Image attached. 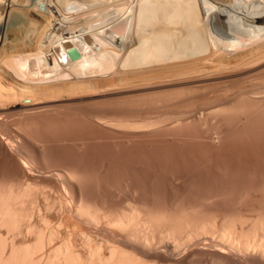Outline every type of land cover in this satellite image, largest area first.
<instances>
[{
	"label": "bare ground",
	"instance_id": "6f19581e",
	"mask_svg": "<svg viewBox=\"0 0 264 264\" xmlns=\"http://www.w3.org/2000/svg\"><path fill=\"white\" fill-rule=\"evenodd\" d=\"M185 83L203 97L180 110L153 113L147 106L172 100V86L163 88L169 99L151 91L150 101L144 92L145 114L141 100L128 107L114 96L112 106L129 109L106 107L109 95ZM74 99L85 105L78 104V115L65 109L76 106ZM78 126L80 143L78 135L63 137ZM104 131L107 138L199 141L206 150L242 141V133L263 142L264 0H0V264H264L258 164L260 172L249 161L245 169L233 168L238 161L217 165L205 150L215 164L206 166L195 159L199 147L180 148L186 154L178 160L196 157L177 164L165 146L156 151L162 158L167 151L175 164L161 163L166 159L151 147L159 161L145 162L140 149L147 159L130 164V149L128 164L118 147L126 161L120 153L118 165L100 166L106 160L94 156L100 168L91 169L80 155L93 145L91 133ZM54 141L80 155H50ZM106 173L119 178L106 182Z\"/></svg>",
	"mask_w": 264,
	"mask_h": 264
},
{
	"label": "rangeland",
	"instance_id": "374dc122",
	"mask_svg": "<svg viewBox=\"0 0 264 264\" xmlns=\"http://www.w3.org/2000/svg\"><path fill=\"white\" fill-rule=\"evenodd\" d=\"M202 83H203V82H202ZM202 83H201V84H202ZM204 83H205V81H204ZM204 83H203V84H204ZM208 83H209V82H206L205 84H208ZM185 84H186V85H185ZM185 84H183V86H182V84H178V85L175 84V86H174V84H172V85H170V87H168L169 85H168V86L155 87L156 89L153 88L154 90L151 89V90L143 91V92H141L142 94H141V93H140V94H139V93H130V95H128V94H123L124 96H123L122 94H118V95H109V96H106L105 99H106V102H108V101H110V100H111V101L108 103L109 105L106 104V105H107L106 107L110 106L111 104L113 105V102H114V101L112 102V100L114 99V98H113L114 96H115V97H116V96L118 97V98H115V100L117 99V101H115V102L118 103L119 100H120V101H123V105H124V103L127 104L129 101L136 102L135 104H134L133 102H132V103L130 102V103L133 104V105H137L138 102L141 100L139 103H142L141 106L145 108L146 105H147L146 102H150V101H152V100H154V99H159V98H160V97L156 98V96H161L162 98H160V100H163V99H164V98H163L164 96L167 97V98L169 99L168 96H170V95H168V94H171L170 99H171V97H172V100H170V101L168 100L167 102H166V101H165V102H159V103H157V104H155V105H147V106H148V107H149V106H150V107L154 106L155 109L153 110V113H161V112L168 111V110H170V111L180 110V109H182V105H183V104H184V105H183V106H184L183 108H185V107H187L188 104L191 103V102H189V101H195V99H196V101H197V99L200 98V96L203 97V96H202V95H203L202 92H196V89H197V88L194 87L195 84H194V85L191 84V83H185ZM205 84H204V85H205ZM191 85H192V86H191ZM171 86H172V89H173L172 91H174V92L169 91L170 93L168 92V94H167V96H166L165 93L168 91V89H169V90L171 89ZM189 86H191L192 88L189 87ZM174 87H175V88H174ZM239 87H240V86H239ZM158 88H160V89H158ZM163 88H164L165 90L167 89V91L164 92V89H163ZM174 89H175V90H174ZM177 89H179V90H177ZM162 90H163V91H162ZM180 90H181L182 92H181ZM151 91H156V92H153L152 94L157 93V94H155V98H154V99L152 98V97H154V96L151 94ZM157 91H160V93L157 92ZM161 91H162V92H161ZM179 91H180V92H179ZM144 92L147 93V94L150 92L149 95H150V94L152 95V96L150 97V99L147 97V96H149V95L145 94ZM163 92H164V94H163ZM171 92H172L173 94H172ZM131 94H132V95L134 94V95L131 96ZM135 94H139V95H135ZM144 94H145V95H144ZM201 94H202V95H201ZM140 95H141V98L139 97ZM142 95L144 96V98H143ZM120 96H121V97H120ZM126 96H127V97H126ZM137 96H138V97H137ZM109 97H111V98H109ZM119 97H120V98H119ZM122 97H123L124 99H123ZM128 97H129L130 99H131V98H132V99L130 100ZM135 97H137V98H135ZM146 97H147V99H146ZM108 98H109V99H108ZM112 98H113V99H112ZM125 98H127L128 100L126 99V101H125ZM151 98H152V99H151ZM100 99H101V101H100ZM103 99H104V98H99V99H98V98H97V99L95 98L94 100H99L100 102H97V103H101L102 101L105 102V99H104V100H103ZM107 99H108V101H107ZM118 99H119V100H118ZM133 99H134V100L137 99V101H136V100L134 101ZM142 99H143V100L145 99V100H144L145 102H144ZM148 99H149L150 101H149ZM165 99H166V98H165ZM75 100H76V101H75ZM73 102H74V103L76 102V104H74V105H76V106H73L72 108H65V109H67V110H68V109H69V110L72 109V112H75V114L78 115L80 110H79V108H78L77 106H78V104H79L80 101L77 100V99H74ZM115 102H114V103H115ZM126 102H127V103H126ZM188 102H189V103H188ZM81 103H82V102H81ZM81 103H80V104H81ZM92 103H94V104H93V105L90 104V108H91V109H93V107H91V106H94V108H95L96 106H99V105H96L97 103L94 102V101H93ZM116 103H115V104H116ZM130 103L127 104L128 107H129ZM186 103H188V104L186 105ZM80 104H79V105H80ZM82 104H83V103H82ZM82 104H81V106H82ZM118 104H120V102H119ZM143 104H146V105L143 106ZM148 104H149V103H148ZM95 105H96V106H95ZM100 105H101V104H100ZM112 105H111V108H112V107L114 108V107L117 106V105H115V106H112ZM123 105H122V106L119 105V107L117 106L118 109H119V110H121V109L124 110L127 106L125 105L126 107L124 108ZM133 105H132V106H133ZM139 105H140V104H139ZM81 106H79V107H81ZM83 106L85 107L84 104H83ZM102 106H103V104H102ZM102 106H101V107H102ZM120 106L123 107L124 109H123V108L120 109ZM180 106H181V107H180ZM84 107H83V108H80V109H84ZM103 107H105V106H103ZM130 107H131V106H130ZM133 107L135 108L136 106H133ZM133 107H132V108H133ZM139 107H140V106H139ZM148 107H147V108H148ZM178 107H180V109H179ZM73 108H75V111H73ZM77 108H78V109H77ZM99 108H100V107H99ZM109 108H110V107H109ZM111 108H110V110H112ZM134 108H133V109H134ZM137 108H138V106H137L135 109L137 110ZM144 108L142 109L143 112H141V113H143V114L148 113L149 110H147V108H145L146 111H147V112H146V111H144V110H145ZM65 109H62V111H63V110L65 111ZM76 109H77L78 111H77ZM95 109H96V108H95ZM95 109H93V110H95ZM103 109H105V108H103ZM103 109H102V110H103ZM128 109H129V108H128ZM128 109H125V111L128 110ZM133 109H132V110H133ZM135 109H134L133 111H136ZM139 109H141V108H139ZM139 109H138V110H139ZM152 109H153V108H152ZM97 110H98V108H97ZM105 110H109V109L106 108ZM110 110H109V111H110ZM114 110H117V109L114 108ZM122 110H121V111H122ZM132 110H131V111H132ZM60 111H61V110H60ZM60 111H59L58 113H60ZM131 111H130V112H131ZM133 111H132V112H133ZM139 111H141V110H139ZM139 111H138V112H139ZM70 112H71V110H70ZM132 112H131V113H132ZM144 112H145V113H144ZM149 112H150V111H149ZM151 112H152V111H151ZM168 112H169V111H168ZM63 113H64V114H67V113H65V112H63ZM68 113H69V112H68ZM127 113H129V111H128ZM64 114H63V115H64ZM69 114H71V113H69ZM69 114H68V115H69ZM72 114H73V113H72ZM75 114H73V115H75ZM38 115H39V119H42L41 121H43L44 118H41V117H40L41 114H37V115H35V116H38ZM53 115H54V114H53ZM60 115H62V114H59V116H60ZM63 115L60 116V117H63V118H64V117H67V115H66V116H63ZM56 116H58V115H56ZM36 118H38V117H36ZM39 119H38V120H39ZM40 123H41V122H40ZM40 123L38 122V124H40ZM41 125L43 126V124H41ZM42 126H41V128H42ZM39 128H40V127H39ZM55 129H56V128H55ZM75 129H76V133H78L77 130H80V127L78 126V127L75 128ZM75 129H74V133H73V131H72V133H70L69 136H65V135H64L63 137H64V138H67V137H70V136L73 134V135L70 137V138L72 139L74 136L76 137V136L78 135V136H77L78 138H77V137H76V139L73 138V139H75V142L77 143V140H78L79 138H82V136H81V137L79 136V134L81 135V133L76 134V133H75ZM94 129L96 130V129H98V128H94ZM238 129H240V128H237V127L234 128V130H237V131H238ZM242 129H243V127L241 128V132H243ZM52 130H54V129H52ZM52 130H50V131H52ZM59 130H61V129H57V130H56L59 134L56 135V136L54 135V136L57 137V138L60 137V131H59ZM232 130H233V129H232ZM56 131H55V132L52 131L53 134H55V133L57 134ZM92 131H94V130L92 129ZM98 131H99V130H98ZM98 131H97V132H98ZM230 131H231V130H230ZM230 131H229V132H230ZM237 131H235V132H237ZM42 132H43V130H42ZM44 132H45V131H44ZM68 132H70V131H68ZM94 132L96 133V131H94ZM104 132H105V133H104ZM104 132H101L102 134H104L103 136H105V134H107L106 131H104ZM241 132L238 131V133H240V134H241ZM99 133H100V131H99ZM99 133H98L97 135H94L93 133H91V139H90V136H89V139H90V140H92V139L94 138V140L89 141V142H91V145H92V143H93L92 146H90V145L88 146L89 148L92 147V148H90V152H89L90 155H89V154L87 155V153H88V151H89V148H88V147H87V148H88L87 150H86V149L83 150V151H84V155H83V154L80 155L79 153L76 152L74 146H73L72 148H74L75 151H73V149L71 148V145H70V144H68V146H67V145L64 146V145H62L61 143H59V142H55V141H54V143H52V144H54V145L56 144L55 147H54V145L52 146V144H50L51 146H50V145H49V146H50L51 148H52V147H53V148L51 149V148L48 146L47 150L49 149L50 151H49V152L47 151V152L50 153V155H52V154L56 151L52 156H54L55 154H56V156H60V154H61L62 156H65V155H66L67 157H69V156L72 157V156H73L74 158H77V157L80 155V156L82 157V158H80L81 160L78 158L80 162H81L82 160H83V161H82L83 164H85V163L87 162L86 165L89 164V167H90L91 169H92V166L96 165L95 168H93V169L96 170V169L100 168V167L97 168V166H99L98 163H99V160L101 161V158H102V160H106V162L111 161L110 159L113 158V160H112V161H113V164H112V162H111L110 164H109V163H106V162H104V163L102 162L103 164H100V166H102V165H104V164H107V167H108V166H113L115 163H116L115 165H118V164H117L118 161L114 163V159H116V158L118 159L120 153H121L120 157H122V158H123V156L127 155V156L124 157V158H126V160H127V157H128V156L132 155V153L135 154V155L133 154V157H131V156L128 157V158H130L131 161H129V159H128L127 162L129 161L130 164H131V162L134 161V160L137 161L138 164H140V163H139V160H137V158H140V157H142L143 159H147L146 157H148V160H145V162L147 161V162H150V163H151V161H154V159H156V158H153V157L155 156L156 153H153V152H152V155H151V152L149 153L148 150H150V149L152 148L150 151H155V152H157L156 150L158 149L159 152H160V150H166V149H163V148H165V147H167V150L169 149V153H170V155H172L171 157L174 156L173 158H171V159H173L172 161H173V162H176L177 164L180 162V164H181L183 159H182V160H178V159H181V155H182L183 153L186 154V153L184 152L185 149L188 148L189 151H187V150H185V151H186V152H190V148H193V150H194L193 153H196L195 150L197 151L196 148L199 147V148H198V152H200L199 154H201V155H203V156L200 157L201 155H198V152H197L196 154H197V156L199 157V158H198V157L195 158V159H198V160H199V161H197V162L200 163V161H201V164H202V163L205 162V160H206L207 158H213V156H214V158H213V159H214V162H213L212 159H210V160L208 159L209 162L206 160V161L208 162V163L206 162V166H207V164H208V165H209V164L212 165V164L215 163V162H217V165H220L221 163H224V164L226 163V165L228 166L229 164L231 165V163L233 164V163H235L236 161L239 162V160H240L239 163H241V164H239V163L237 162L238 164L235 163V165H234V164L232 165L233 168H235L236 165H237V166L240 165L239 167H244V169H245V166H244V165H245V163H247V161H249V163H247L248 165H247V164H246V165L249 167L250 170H252V167L255 166V167L253 168V169H255V170H254L255 172H256V170H257V172H260L261 169H262V170H261L262 172L264 171V170H263V169H264V166H263V165H264V145H263V144H264V139H262V138L260 139L258 135H257L258 138H259L260 140H262L263 142L258 141V142H259V143H258V142L253 138V139H254V140H253L254 143H253V142H252V138H250V139H251V140H250L249 137H247V139L250 140V141L252 142V143H251L250 141H248L247 139H245L246 137L244 138V136H247V135H245L246 133H242V136L244 135L243 138H244L246 141H243L244 139L242 138V136L240 137V138H242V139H241L242 141H240V139L238 138L239 136H237V133H236V134L234 133V134L237 136V137H236L237 140H239V141L241 142V144H240V142H239V145H235V144H237V143H236L237 140L234 138L235 136H232V137L236 140V142H234L233 139H232L233 141H231V142H226V141H225V143H227V145H228L229 147H228V146L226 147V146H225L226 144L223 143V144H225V145H224L225 148H224L223 145H222V146L220 145V146H219L220 149H218V146H214L215 148H214L213 150H212L211 148H210L211 150H209V149H208L209 146H207V147H208V148H207L208 151H207L206 149H204V148H206L205 143H203L204 145H201L202 142L200 143V142L198 141V144L196 145L197 142H193V141L189 140V142H192V143H185V142H182V143L185 144V145H184V144H180V141H178V140L175 141L176 138H172V136H171V138L174 139V140H173V141H172V140H171V141L168 140L169 142L166 140L167 143H166L165 141H162V140H165L166 137H165V138H162V139H161V137H160V138H156V137L153 138V137H152V138L154 139V141H152V138H151V137H150L151 140H149V139H150L149 137H148V138H149L148 140H147V138L144 137L143 139H145V141L142 140V141H143V142H142V141H141V137H140L139 139H138V137H136L137 139H136V138H135V139H134V138L132 139V137L130 138V137H122V136H121L122 139H123L125 142H126L125 139L128 138V139H127V142L125 143V142H123V140H121V137H119V135H118V136H117V135H112V134L109 135V133H108L109 137L107 138L106 136L103 137V136L100 135ZM231 133H232V132H231ZM254 133H255V132H254ZM63 134H64V133H63ZM63 134L61 133V135H63ZM66 134H67V133H66ZM92 134H93L94 136H92ZM232 134H233V133H232ZM234 134H233V135H234ZM249 134H250V133H249ZM67 135H68V134H67ZM230 135H231V134L229 133V136H230ZM251 135H252V134H250V137H251ZM255 135H256V134H253V136H255ZM259 135H260V134H259ZM115 136H116V137H115ZM248 136H249V135H248ZM262 136H264V133H263ZM44 137H46V136H44ZM51 137H52V136L50 135V138H51ZM55 137H54V138H55ZM118 137H119V138H118ZM163 137H164V136H163ZM167 137H168V136H167ZM173 137H174V136H173ZM260 137H261V135H260ZM46 138H48V135H47ZM50 138H49V139H50ZM60 138H61V137H60ZM96 138H97V139H96ZM168 138H170V137H168ZM168 138H167V139H168ZM228 138H229V137H228ZM255 138H256V137H255ZM51 139H52V138H51ZM55 139H56V138H55ZM68 139H69V138H68ZM117 139H118V140H117ZM129 139H131L130 142H129ZM155 139H156L158 142L156 141V143L154 144ZM160 139H161V140H160ZM229 139H230V138H229ZM229 139H228V140H229ZM259 139H258V140H259ZM132 140H135L134 143L132 142ZM138 140H139L140 143L138 142ZM228 140H227V141H228ZM230 140H231V139H230ZM78 141H79V143H80V139H79ZM97 141H98V142H97ZM146 141H147V142H146ZM150 141H152V142H150ZM160 141H161V143L164 142V143H166V144H163V143H162V144L159 145ZM174 141H175V142H179V143H177V145H178V146L180 145V146H179V147L176 146V143H174ZM185 141H186V140H185ZM135 142H136V144H139V146L137 145L138 148L136 147V150H134L135 148H134V146H133V144L136 145ZM141 142H142V143H141ZM145 142H146V143H145ZM186 142H188V140H187ZM233 142H234V143H233ZM243 142H244V143H243ZM245 142H246V144H245ZM248 142H250V143H248ZM255 142L258 143V144H257L258 146L255 145ZM58 143H59V145H58ZM79 143H78V144H79ZM94 143H95V145H94ZM123 143H124V144H123ZM129 143H132V144H129ZM150 143L153 144V146L156 145V147H153V146L149 145ZM260 143H261V145L259 146ZM262 143H263V144H262ZM173 144H174V146H173ZM188 144H189V145H188ZM247 144H248V145H247ZM252 144H254V145H253L252 147H250ZM126 145H127V146H126ZM128 145H129V146H133V148L130 147L129 149H127V148H128ZM147 145H149V146H147ZM158 145H159V146H158ZM183 145H184V146H183ZM194 145H195V147H193ZM198 145H199V146H198ZM207 145H208V144H207ZM230 145L234 147V150H233V147H232V149H231ZM240 145H241L242 148L240 147ZM243 145H244L245 148L243 147ZM245 145H246V146H245ZM56 146H58V147L60 146L61 149H63V148H64V149L61 151V149H60V148L58 149V147H56ZM66 146L68 147V149H67ZM144 146L146 147V150H144V149H145V148H143ZM164 146H165V147H164ZM175 146H176V147H175ZM188 146H189V147H188ZM248 146H249L250 148H249ZM256 146H257V147H256ZM62 147H63V148H62ZM118 147H119L120 149L122 148V149H121L122 151L125 150V151H124V152H125V155H124V152H122V151H121V152L118 151V149H119ZM147 147H148V148H147ZM150 147H151V148H150ZM158 147H159V148H158ZM161 147H162V148H161ZM183 147H184V150H183V151L180 150V148L183 149ZM186 147H187V148H186ZM202 147H204V148H202ZM210 147H211V146H210ZM222 147H223V148H222ZM236 147H237V148H236ZM56 148H57V149H56ZM65 148H66V149H65ZM155 148H156V149H155ZM160 148H161V149H160ZM200 148H201V149H200ZM216 148L218 149L217 151H215ZM226 148H227V151H228V154H229V155H227L226 157H224L225 154H226V152H227V151H226ZM235 148H236V149H235ZM239 148H241L242 151H240ZM255 148H256V149H255ZM120 149H119V150H120ZM130 149H131L132 151H131ZM140 149H141L142 151H141ZM147 149H148V150H147ZM221 149H224V150H221ZM229 149H231V151L233 150V152H234L235 150H238V151H235V152H238V153H235V152H234V153H233L234 156H232V152L229 153ZM243 149H244V150L249 149L250 151H249V150H246V151H249V152H248V154H245V152L243 151ZM28 150H29V149H28ZM52 150H53V151H52ZM66 150H68V151L72 150V152L74 153L75 156H74L73 153H71V152L67 153L68 151L66 152V153H67V154H66V153H65ZM99 150H100V151H99ZM101 150L104 151L105 153H102ZM115 150H116V151H115ZM133 150H134V152H133ZM139 150H140V153H143L144 156H146V155H147V156L144 158L143 154H141V156H140V154L138 153V154H139V155H138L137 152H138ZM191 150H192V149H191ZM205 150H206V153H209V154H207L208 157H207V155H206V153H205ZM29 151H30V150H29ZM77 151L81 152V151L78 150V149H77ZM97 151H99V152H97ZM117 151L119 152V154H117V153H118ZM126 151H129V152H126ZM130 151H131V153H130ZM181 151H182V152H181ZM201 151H203V153H202ZM212 151H213V152H212ZM222 151H223V152H222ZM224 151H225V154L223 155ZM51 152H53V153L51 154ZM60 152H62V153H60ZM63 152H64V154H63ZM75 152H76V154H75ZM116 152H117V153H116ZM146 152H147V153H146ZM159 152H157V153L159 154ZM162 152H163V151H161V153H162ZM166 152H167V151H164V152H163V153H165L164 156L167 155L166 158L163 157V158L166 159V160H164L163 162H161V161H160V162H161V163H164V162L166 161L167 163H170V164L173 163L172 161H171V162H168V161H167V159H169V161H170V158H168L170 155H169V154H166ZM172 152H175V153H174L175 155H174ZM176 152H177V153H176ZM239 152H240V153H239ZM242 152H243L244 154H243ZM57 153H58V154H57ZM59 153H60V154H59ZM81 153H82V152H81ZM101 153H102V154H101ZM122 153H123V155H122ZM129 153H130V155H128ZM167 153H168V152H167ZM179 153H181V154H179ZM246 153H247V152H246ZM77 154H79V155L77 156ZM85 154H86V155H85ZM92 154H93V155H92ZM104 154H105V156H103ZM116 154H117V155H116ZM148 154H150V155H148ZM153 154H154V156H153ZM176 154H177V156H176ZM188 154H189V153H188ZM196 154H195V155H192V157H196ZM217 154L219 155V156H218L219 159H217ZM230 154H231V156H230ZM68 155H69V156H68ZM82 155H83V156H82ZM156 155H157V154H156ZM159 155H161V157L159 156V158H161V160H163V158H162V154H159ZM168 155H169V156H168ZM204 155H205L207 158H206ZM211 155H212V156H211ZM220 155H221V156L223 155V156H222V157H224L223 161H224L225 158H226V160H225L224 162L221 161V159H220L221 156H220ZM87 156H88V159L91 158V160H92V161H90V163H89V160H86V159H85V158H87ZM92 156H93V157H92ZM94 156L97 157L98 159H99V157H100V159H99V160H98L97 158L95 159ZM115 156H116V157H115ZM117 156H118V157H117ZM135 156H137V157H135ZM139 156H140V157H139ZM157 156H158V155H157ZM179 156H180V157H179ZM190 156H191L190 154L187 155V157H190ZM228 156H229V157H228ZM73 157H72V158H73ZM105 157H106V158H105ZM109 157H110V159H109ZM149 157H151L153 160H149V159H151V158H149ZM175 157H176L177 159H176ZM178 157H179V158H178ZM183 157H185L186 163H187V161H188V163H190V164H192L191 162H194L193 160H191L192 157H190L191 159L189 158L190 160H189L188 158H186V156H183ZM204 157H205V158H204ZM215 157H216V159H215ZM83 158H84L85 160H84ZM103 158H104V159H103ZM122 158H119V159H122ZM124 158H123V161H126ZM131 158H132V159H131ZM133 158H136V159H133ZM159 158H158V160H157V159H156V160L159 161V160H160ZM202 158H203V159H202ZM229 158H230V160H231L232 162H230ZM107 159H108V160H107ZM117 159H116V160H117ZM119 159H118V160H119ZM140 159H141V158H140ZM143 159H142V160H143ZM201 159H202V160L205 159V160L202 161ZM97 160H98V162H97ZM175 160H177L178 162L175 161ZM185 160H183V161H185ZM211 160H212V161H211ZM227 160H228V161H227ZM241 160H242V161H241ZM121 161H122V160H120L119 162L122 163L123 161H122V162H121ZM135 161L133 162L134 164H135ZM140 161H141V160H140ZM190 161H191V162H190ZM195 161H196V160H195ZM220 161H221V162H220ZM94 162H95V163H94ZM127 162H126V163H127ZM129 162H128V164H129ZM143 162H144V161H143ZM154 162H155V161H154ZM166 162H165V163H166ZM212 162H213V163H212ZM242 162H243L244 165L242 164ZM123 163H124V162H123ZM123 163L121 164L122 166L125 165V164H123ZM152 163H153V162H152ZM155 163H156V162H155ZM158 163H159V162H158ZM184 163H185V162H184ZM195 163H196V162H195ZM218 163H219V164H218ZM250 163H251L252 165H254V164H255V165L252 166V167L250 168V166H251ZM92 164H93V165H92ZM111 164H112V165H111ZM138 164H136V165H138ZM144 164H145V163H144ZM147 164H148V163H147ZM173 164H175V163H173ZM193 164H194V163H193ZM196 164H197V163H196ZM249 164H250V166H249ZM256 164H258V168H259V166H260V170H258V169L256 168V167H257ZM90 165H91V166H90ZM119 165H120V164H119ZM121 165H120V166H121ZM194 165H195V164H194ZM197 165H198V164H197ZM213 165H215V164H213ZM222 165H223V164H222ZM230 165H229V166H230ZM104 166H105V165H104ZM232 166H231V167H232ZM234 166H235V167H234ZM114 167H117V166H114ZM112 168H113V167H112ZM237 169H238V167H237ZM240 169H242V168H240ZM247 169H248V168L246 167V171H247ZM111 170H113V169H111ZM250 170H249V171H250ZM244 171H245V170H244ZM244 171H243V172H244ZM249 171H247V172H249ZM252 171H253V170H252ZM111 173H112V172H111ZM244 173H245V172H244ZM263 174H264V173H263ZM116 175H117V173H116L115 175H109V174L106 173V182H107V180L110 178V176H111V177L114 176V178H116V180H117L119 177H117ZM115 176H116V177H115ZM107 177H109V178L107 179ZM111 179H112V178H111ZM111 179H110V180H111ZM112 180H113V179H112ZM112 180H111V181H112ZM114 180H115V179H114ZM114 180H113V181H114ZM113 181H112V183H113ZM109 182H110V181H109ZM110 183H111V182H110ZM108 190H109V189H108ZM109 192H111V190H110ZM109 192L106 191V193H109ZM107 197H108V196H107ZM117 197H118V196H117ZM119 197H120V196H119ZM115 198H116V197H115ZM121 198H122V197H121ZM116 199L119 200L120 198H116Z\"/></svg>",
	"mask_w": 264,
	"mask_h": 264
},
{
	"label": "water",
	"instance_id": "95a60500",
	"mask_svg": "<svg viewBox=\"0 0 264 264\" xmlns=\"http://www.w3.org/2000/svg\"><path fill=\"white\" fill-rule=\"evenodd\" d=\"M39 8H40V9H42V8H43V6H42V5H40V6H39Z\"/></svg>",
	"mask_w": 264,
	"mask_h": 264
}]
</instances>
